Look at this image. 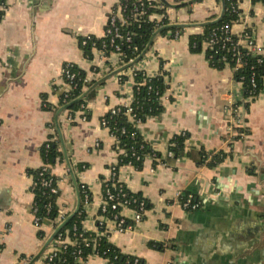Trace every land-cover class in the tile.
<instances>
[{"label": "crops", "instance_id": "crops-1", "mask_svg": "<svg viewBox=\"0 0 264 264\" xmlns=\"http://www.w3.org/2000/svg\"><path fill=\"white\" fill-rule=\"evenodd\" d=\"M157 2L167 7L170 25L182 32L178 37L157 34L139 62L117 73L121 65L115 53L93 51L89 58L81 39L104 37L120 0H7L0 8V264H44L54 228L52 220L40 226L34 221L31 171L46 164L42 149L56 138L62 159L48 166L59 189L57 204L74 212L80 202L75 183L86 186L91 194L84 208L86 231L106 234L143 264H264V88L245 101L244 85L229 65L213 66L206 43L199 52L190 47V35L201 34L207 22L219 18L222 0ZM240 7L242 18L233 34L241 38L249 30L264 54V2ZM67 62L90 76L91 86L102 80L84 90L87 111L70 112L61 102ZM134 69L166 72L168 83L161 99L165 110L138 125L143 139L165 157L175 135L189 132L190 138L178 158L157 163L146 156L141 169L120 166V182L147 204L143 220L120 232L101 213L104 183L122 153L101 120L132 100ZM233 95L243 102L245 136L230 147L225 104ZM202 150L232 153L207 165L201 163ZM178 193L199 206L185 209ZM122 215L133 224L132 209ZM106 263L91 254L84 264Z\"/></svg>", "mask_w": 264, "mask_h": 264}, {"label": "trees", "instance_id": "trees-1", "mask_svg": "<svg viewBox=\"0 0 264 264\" xmlns=\"http://www.w3.org/2000/svg\"><path fill=\"white\" fill-rule=\"evenodd\" d=\"M7 0H0V6H6ZM144 2L143 8L133 12V6L140 3V0H120L118 6L127 7L124 12L125 18H127L128 23L120 28L123 35L127 32L130 33V41H126L125 38H118L115 40L114 45H110V35H106L102 38H97L91 36L90 38H82L81 46L87 57L92 58L93 54V44L98 49H103L105 55L109 56L115 52V45H120V51L122 56V61L124 64L130 63L131 60L137 58L143 51L146 50L148 44L150 43L152 37L156 32L160 35H167L169 37H174L176 33L180 34L182 28L171 26L170 21L166 15V6H160L161 3L157 2L158 5L149 6L147 0H141ZM225 1V11L222 18L219 21L211 20L203 26V32L200 34H192L189 37L190 47L193 51H202L203 44L206 43L212 36L214 32L219 33V28L225 24L232 22L238 18L239 12L233 11V5L235 0H224ZM118 6L114 9L117 10ZM142 11V12H141ZM144 11V12H143ZM4 14V10L0 9V19ZM164 16L161 19L151 18V15ZM117 25L120 23L117 21ZM108 27V25H107ZM107 30V28H106ZM250 34V33H249ZM234 41L238 39L234 35ZM86 41L83 44V41ZM238 51H241L245 66L239 71H235L236 80L242 82L244 85V96L247 98L252 95V99L255 98L264 88V55L259 56L253 52H249L243 47H239ZM207 58L210 63L218 68H222L225 65H229L233 68L235 61L233 60L232 52L227 50L219 49L218 47L206 49ZM261 57V62L258 59ZM81 74L84 75L85 72L81 70ZM133 86V96L134 101L132 103L133 113L136 118L142 123L148 118L160 115L164 110L165 106L162 103V96L168 89V83L166 81V72L157 74L153 77L148 76L144 71L136 70ZM255 74L256 88H252L250 85V78L252 74ZM125 77H123V80ZM82 84H79L71 93V98L74 100L67 107L70 112H76L81 110V104L85 102L84 99H77L79 92L82 89ZM91 86V84L89 85ZM62 98V95H61ZM105 118L108 120V128L116 137L117 145L116 148L123 149L124 152L119 155L117 166H123L131 163L135 168L141 169L144 164L146 156L155 153L159 158L166 161V158H162L160 152H155L150 143L145 141L137 129L135 124L130 122L128 115L126 114V108L122 109L116 113L109 111ZM125 131V132H123ZM189 132H183L181 134L175 135L169 143V151H172L174 157H180L186 150V142L189 140ZM60 140L52 139L49 143V147L46 146L42 149V154L44 160L49 165H54L58 159H62V151L59 149ZM232 146V144H231ZM232 151L224 152H208L205 150L201 151V163L207 165H215L222 162L226 157L231 155ZM139 157V159L137 158ZM210 157V158H209ZM154 162H157L154 159ZM33 176V181L39 182L38 186L32 187L31 190L34 193L33 208H37V215L45 219L56 220L59 215V206L57 204V194L52 193L48 187L42 186L41 181L43 178L51 177L52 171L49 169L48 172H44L41 176V168L31 171ZM56 182L55 177L53 176ZM132 196L138 197V199H143L141 196L132 193L126 188ZM80 192V202L79 209L83 210L81 216L75 214L69 220H67L57 231V233L52 238V242L58 238L59 234H62V238H69L71 241L77 236V244H68L64 251H60L55 258L53 264H84L89 255L98 254L107 260L106 264H133L135 257L123 253L115 245H113L106 234L98 235L96 233L88 232L83 228V220L85 219V191L82 185L79 186ZM89 193V202H91V194ZM187 195L183 194L182 198H186ZM52 202V207L50 210L47 208V204ZM146 202V201H145ZM193 202H197L193 199ZM147 208V204H146ZM104 215L110 216L109 213ZM74 227H77L75 230ZM101 231L103 230L100 227ZM40 234L44 237L45 234L40 231ZM82 234V237L79 235ZM86 237L90 241L89 246H85L84 242H81L82 238ZM156 247L163 249V245L157 244ZM79 248L83 249L82 261L79 262L75 259L76 253ZM62 260L64 262H62ZM141 262V261H140Z\"/></svg>", "mask_w": 264, "mask_h": 264}, {"label": "built area", "instance_id": "built-area-1", "mask_svg": "<svg viewBox=\"0 0 264 264\" xmlns=\"http://www.w3.org/2000/svg\"><path fill=\"white\" fill-rule=\"evenodd\" d=\"M147 1L149 2L150 7L154 5H158L157 0H147ZM256 1L264 2V0H235V4L233 5V11L239 12L238 18L232 22L223 24L219 28V33L214 32L211 38L206 42L207 47H210V48L218 47L219 49L232 52L233 60L235 61L234 66L232 68L234 72L239 71L241 68L245 66L242 53L241 51H238L239 47L240 48L243 47L247 49L249 52H253L259 56L264 55L261 53L262 48L260 46H257L254 40L252 39V37L249 36V33H248L249 30H246L243 36L241 38H238L236 41H234V38H233L234 34L232 32L233 25L239 22L240 19L242 18V11L240 7V3L242 2L252 3ZM143 6H144V2L140 0L139 4H136L135 6H133L132 11L135 12L143 8ZM160 6L162 7V5ZM3 7L4 6H0V8H3ZM126 9L127 7L123 8V6H118L117 10L115 12L113 11L109 17L106 35H110V45H114L115 40L118 38H125L126 41H130L131 39L129 32H127L126 35H123L120 31V28L128 23L127 18H125L124 16V12L126 11ZM152 16L153 15H151V18ZM164 16H159V18L161 19ZM117 21L120 23V25H117ZM179 35L180 34H178L177 32L175 37H178ZM90 37L91 36H88L87 38H90ZM85 42L86 41L84 40L83 44H85ZM120 48L121 47L119 44L115 45V52L113 53L117 55L118 63L122 67L126 64H124L122 61ZM93 51H97L102 56H106L104 50L98 49L95 46V43L93 44ZM132 61L133 60H131L130 62ZM258 61L259 62L262 61L261 57L258 59ZM136 70L138 69H134L131 72V75L133 77L136 74L135 73ZM141 71H144L148 76H151V77L155 76V75H149L145 70H141ZM81 73H82L81 70L73 62H67L63 65L62 80L64 83V89H63V96L61 99L62 104L67 106L74 100L73 98H71V93L75 88L79 86V84H82L81 86L82 89L79 92V96L77 97V99H84V97L81 98V96L84 93V90L88 88V86L93 81L90 78V76H88L86 73L84 75H82ZM124 76L125 75L123 73H120L118 77L120 80H123ZM250 85L252 86V88H256V80H255L254 73L252 74L250 78ZM251 98H252V95L245 98L244 100L247 101V100H250ZM133 101H134V96L132 97V100L129 103L125 104L124 106L113 108L111 111L112 113H116L120 111L122 107L126 108V114L128 115L130 122L135 124V126L138 129V125L141 124L142 122L139 119H137L135 114L133 113V107H132ZM242 104H243L242 100H239L238 98H236L235 95L228 96L226 100L225 109L228 114V120L226 124V135H227V142L230 145V147H231V144H234V142L238 140V138L245 136V116L246 114H245ZM80 108L82 112L87 111L86 102L82 103ZM70 117H71V114H70ZM101 125L103 127L108 128V120L105 117L102 118ZM112 135L115 136L113 133ZM116 145H117V141H116ZM46 147L47 148L49 147V143L46 144ZM118 150L122 151V153L124 152L123 149L118 148ZM154 151L157 152L156 150ZM149 156L152 157L153 159H156L157 163H165L167 162L168 158H173L174 154L172 151L168 150L166 156L162 157V158H166V161H163V159L159 158L155 153H152ZM137 158L139 159V157ZM126 165L133 166L131 163H128ZM119 168L120 166L119 167L117 166V162L114 165H112L111 178L109 179V181H106L104 183V194H103V202L101 205V213L102 214L109 213L112 220L116 223L117 230L120 232H125L129 230L130 228H132V226L135 223H139L143 220L144 213L146 211V202L144 199L140 200L138 199V197L132 196L131 193L126 190L127 187L122 182H120V180L118 179ZM49 169L50 168L48 164L46 163L44 166L41 167L40 175L42 176L44 172H48ZM41 184L42 186L48 187L49 190L54 194H57L59 192L57 181L56 182L54 181L53 174H51V177L49 176V178H43L41 181ZM38 185H39V182L36 183L35 181H33L31 188L38 186ZM82 188L84 189L86 193L84 203L85 205H88L90 203L88 189L84 185L82 186ZM176 200L180 202L185 209H194L199 206L198 203L192 201L191 196H187L184 199L182 198L181 194L178 193L176 195ZM52 204H53L52 202H49L47 204L48 210L51 209ZM126 208H130L134 211L133 224L128 223L126 218L122 215V210ZM58 211H59V215L56 218V220L53 221L54 231L59 226H62L66 222L69 215L73 213L72 210L66 206H59ZM33 213H34V221L36 225L40 226L42 222V218L37 215L36 207L33 208ZM82 213H83V210L79 208L75 212V214H78V216H81ZM99 226L100 227L103 226V223L101 221L99 223ZM74 228L75 230L77 229V227H74ZM79 237H82V234H80ZM76 239H77V236L72 241L69 238L64 239L62 238V234H59L58 238H56L54 242L51 243L45 255L44 264H53L55 262V258L57 254L59 253V250L61 252L64 251V249H66L68 244H77L78 242L76 241ZM81 242H84L85 246L90 245L89 239L84 236ZM82 252H83V249L79 248L75 256V259L79 262L82 261ZM27 262H29V259L24 260V263H27ZM62 262L64 261L62 260ZM133 264H143V263L140 262L138 258H135L133 260Z\"/></svg>", "mask_w": 264, "mask_h": 264}, {"label": "water", "instance_id": "water-1", "mask_svg": "<svg viewBox=\"0 0 264 264\" xmlns=\"http://www.w3.org/2000/svg\"><path fill=\"white\" fill-rule=\"evenodd\" d=\"M163 2H164L166 5H169L168 3H166V1H163ZM222 6H223L222 13H221V15L219 16V18H218L216 21H219V20L222 18L223 14H224V11H225V1H224V0H222ZM157 34H158V32H156V33L154 34V36L152 37V39H151L150 43L148 44V46H147V48H146L145 51H143V52H142L137 58H135L132 62H130V63H128V64L122 66V67H121L119 70H117L115 73H117L118 71H121V70H123V69H126V68H128V67L134 65L135 63L139 62V61H140V60L146 55V53H147V51L149 50V48L152 46L153 41H154V39H155V37H156ZM101 81H102V80H100L97 84L91 86V88H90L89 91L93 90V89H94V88H95V87H96ZM86 94H87V92H85L84 94H82L81 98L84 97ZM69 105H70V104H69ZM69 105H67V107H68ZM169 161L173 163V162L175 161V159H169ZM75 184H76V188H77V192H78V196H79V195H80V193H79V187H78V184H77V183H75ZM77 209H78V206L76 207V210H77ZM76 210H75L72 214L69 215V217L67 218V220H69L72 216H74ZM67 220H66V221H67ZM60 227H61V226H59V227L54 231V233L52 234V236L48 239L47 244L52 240V238H53L54 235L57 233V231H58V229H59Z\"/></svg>", "mask_w": 264, "mask_h": 264}]
</instances>
